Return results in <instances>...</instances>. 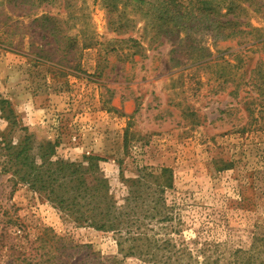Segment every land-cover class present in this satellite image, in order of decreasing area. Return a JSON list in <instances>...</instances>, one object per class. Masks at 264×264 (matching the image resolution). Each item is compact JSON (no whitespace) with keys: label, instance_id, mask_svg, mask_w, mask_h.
I'll return each mask as SVG.
<instances>
[{"label":"rangeland","instance_id":"rangeland-1","mask_svg":"<svg viewBox=\"0 0 264 264\" xmlns=\"http://www.w3.org/2000/svg\"><path fill=\"white\" fill-rule=\"evenodd\" d=\"M135 4L77 0L66 11L60 2L42 10L0 0V94L17 114L13 134L53 142L71 160L102 156L119 203L129 193L123 176L172 167L174 187L165 196L175 218L154 231L187 245L192 264H264L262 43L222 40L210 30L162 41L153 37L155 19ZM45 11L60 21L37 20ZM110 15L118 20L113 30ZM246 19L264 34L260 13ZM7 127L0 119V129ZM9 177L0 174V206L31 234L48 225L66 236L60 264L98 257L110 264L120 256L113 232L75 223ZM10 231L5 238L17 235ZM119 263L152 264L137 257Z\"/></svg>","mask_w":264,"mask_h":264},{"label":"trees","instance_id":"trees-1","mask_svg":"<svg viewBox=\"0 0 264 264\" xmlns=\"http://www.w3.org/2000/svg\"><path fill=\"white\" fill-rule=\"evenodd\" d=\"M21 1L42 10H50L60 2L66 11L76 6L77 2ZM128 1H135L139 10H144L148 16L152 15L156 27L153 37L163 36L162 41H173L182 32L188 35L192 30L195 33L210 30L216 38L222 40L251 36L248 41L258 39L259 43H262L261 51H264V34L258 35L256 32H259V29L252 27L246 19L250 11L260 13L264 18V13L261 12L264 10V0ZM115 6L116 4H108V10H114ZM36 19L60 21L48 11ZM117 23L118 20H115L113 15L108 17L110 30L116 29L114 27ZM128 40L134 38L129 36ZM69 43L67 46H70ZM203 60L205 59L201 58L198 61ZM211 60H205L204 63ZM254 70L255 68H252L251 72ZM256 85L254 83V88ZM0 109V119L8 125L5 130L0 129V174H10L9 180L13 187L27 184L53 202L64 217L79 225L113 232L121 257H114L110 264H120V260L125 257L141 258L152 264L193 263L194 254L187 245L176 244L170 237V232L166 237L154 231L155 224L175 218L174 208L167 203L165 196L167 190L174 187L175 174L172 167L155 169L143 166L135 178H125L122 175L125 183L129 184V193L124 198L125 201L119 203L101 165L105 158L88 154L82 159L71 160L58 156L56 144L53 142L36 145L28 134L18 139L13 134L18 124L17 114L11 102L1 94ZM18 220L10 209L0 206V264L64 262L61 257L69 246L66 236L58 234L48 225L31 234L30 229L27 230ZM9 228L11 233H17L11 239L5 238ZM101 261L98 257L94 264Z\"/></svg>","mask_w":264,"mask_h":264}]
</instances>
